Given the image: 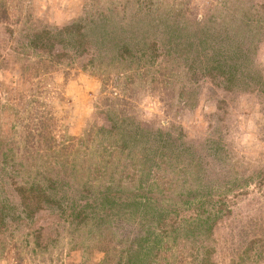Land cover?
<instances>
[{
	"label": "rangeland",
	"instance_id": "374dc122",
	"mask_svg": "<svg viewBox=\"0 0 264 264\" xmlns=\"http://www.w3.org/2000/svg\"><path fill=\"white\" fill-rule=\"evenodd\" d=\"M0 264H264V0H0Z\"/></svg>",
	"mask_w": 264,
	"mask_h": 264
}]
</instances>
